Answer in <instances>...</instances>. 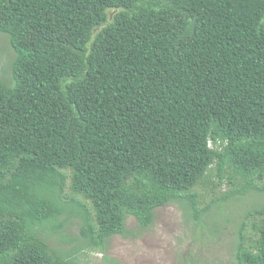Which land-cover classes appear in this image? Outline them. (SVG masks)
Listing matches in <instances>:
<instances>
[{
  "label": "trees",
  "instance_id": "obj_1",
  "mask_svg": "<svg viewBox=\"0 0 264 264\" xmlns=\"http://www.w3.org/2000/svg\"><path fill=\"white\" fill-rule=\"evenodd\" d=\"M0 32V264H80L130 216L146 229L178 203L205 225L264 195V0H0ZM214 168L230 189L203 207ZM249 214L237 264H264Z\"/></svg>",
  "mask_w": 264,
  "mask_h": 264
},
{
  "label": "rangeland",
  "instance_id": "obj_2",
  "mask_svg": "<svg viewBox=\"0 0 264 264\" xmlns=\"http://www.w3.org/2000/svg\"><path fill=\"white\" fill-rule=\"evenodd\" d=\"M14 55L9 38L0 32V78L6 82L12 81ZM218 181V171L214 168L212 174L204 177L197 186L202 194L201 206L205 207L230 189L226 182L216 184ZM222 206L224 214L217 206L211 208L209 213L213 218L207 219L205 225L187 220L178 203L157 208L154 223L146 229H140L137 220L130 216L127 227L132 232L127 236L112 235L106 239L104 249L84 247L73 257L80 264H237L236 233L246 214L251 213L246 218L247 234H253L252 224L264 218L259 212L264 206V195L248 193L240 199H230ZM213 221L217 223V231L211 227ZM219 227L222 230L219 231ZM64 232L74 236L79 233L78 225L69 222ZM48 239L57 252L68 251L74 245L59 242L58 235Z\"/></svg>",
  "mask_w": 264,
  "mask_h": 264
}]
</instances>
